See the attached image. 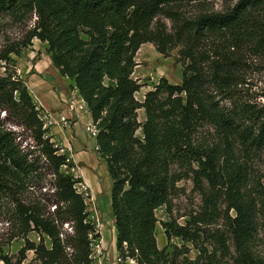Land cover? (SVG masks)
<instances>
[{"label": "trees", "instance_id": "16d2710c", "mask_svg": "<svg viewBox=\"0 0 264 264\" xmlns=\"http://www.w3.org/2000/svg\"><path fill=\"white\" fill-rule=\"evenodd\" d=\"M175 1L0 0V17L15 22L35 17L24 41L0 51L4 68L0 76V191L6 186L2 178L6 172L14 177L34 174L41 159L51 177L47 201L53 207L46 212L40 205L17 202V235L24 245L14 263L0 254L3 264H22L27 252L33 253L38 264H92V246L100 239L76 188L81 179L62 172L69 163L67 156L59 154L60 149L46 136L41 108L9 69L14 66L10 56L18 57L33 39L46 44L52 66L71 82L97 131L96 153L110 180L118 257L136 264H218V257L228 254L221 235L209 236L208 243L217 248L208 250L203 247L201 230L173 220L160 222L166 246L157 247L155 211L167 207L170 191L181 179L171 173V167L195 162L194 175L205 177L213 188L221 179L229 190L226 212H234L230 219L233 264H264L256 250L257 214L238 196L243 185L240 168L226 160L228 165L222 170L216 165V149L193 145L196 130L207 125L215 129L225 148L232 144L264 149V109L236 102L231 96L239 79L240 62L234 50L264 45V0H239L224 12L200 13L189 19L167 9ZM159 15L170 19L171 31L159 25ZM148 43L164 57L178 48L181 81L170 85L161 78L139 102L135 94L140 85L132 79L134 59L140 46ZM223 100L228 102L223 104ZM138 110L144 111L143 124L137 120ZM5 122L28 133L31 150L21 148ZM138 129L141 139L136 137ZM208 204L212 206V200ZM213 210L198 222L211 218ZM63 226L68 233H62ZM30 232L38 236V243L27 239ZM172 238L179 239L181 246L172 244ZM187 244L197 251L194 260L187 257Z\"/></svg>", "mask_w": 264, "mask_h": 264}, {"label": "rangeland", "instance_id": "374dc122", "mask_svg": "<svg viewBox=\"0 0 264 264\" xmlns=\"http://www.w3.org/2000/svg\"><path fill=\"white\" fill-rule=\"evenodd\" d=\"M238 1L177 0L166 7L175 16L189 19L200 13L224 12L232 8ZM34 22L35 17L33 15H28L18 22L8 17H0V51L9 45L20 44L24 41ZM157 22L166 32L171 31V22L168 17L159 15ZM46 47L45 43L33 39L31 45L22 49L18 57L10 56L14 61V66L9 69L15 72V75L24 83L28 91L29 82L34 81L36 85L40 80H43L46 84L52 86L53 93L58 95L61 103L72 106L74 104L68 98L72 90L70 87L71 82L61 77L52 66ZM234 55L239 58L240 63L239 79L232 89V98L236 102L248 103L258 109H264V45L254 48L245 45L242 46L241 50H234ZM134 60L137 65L133 71L132 79L140 85L139 91L135 94L137 101L142 102L145 93L152 90L161 78L165 79L170 85L180 84L182 64L178 59V48L171 50L164 57L156 51L152 44H143L137 51ZM0 76H4L3 64L0 65ZM35 85L33 84L34 88ZM35 90L43 101L42 96H46L48 93L47 87L41 84L40 86L37 85ZM60 91L65 93V97L59 94ZM29 94L37 108H41L39 116L47 124L49 122L48 114L41 105L37 104L30 92ZM48 94L53 96L51 93ZM216 100H220V98L218 97ZM226 102L228 101L223 100V104H226ZM78 106L74 107L81 114L82 109L80 107L78 109ZM82 111L83 114L84 110ZM0 117H3V112ZM137 120L140 124L144 123L143 110L137 111ZM61 123L60 120L56 121L53 126ZM4 126L6 130H10L17 135L16 141L21 145V148L32 149V141L27 132L9 122H5ZM53 126L47 124L46 136L51 138L53 144L60 149L59 154H65L69 160L68 166L63 167L62 172L81 179V183L77 184L76 188L85 199L90 220L96 224L99 231L100 227L104 225L103 227L109 236L107 243L109 249L102 246L100 239L94 243L92 252L95 256L98 255L95 261L102 264H114L118 255L115 248L114 222L109 211V200L106 194L105 184L108 182L110 191V180L105 165L97 155L96 148L93 150L86 143H84L85 148L79 150V152L85 154L81 153L79 161L75 163L77 152L70 149L64 138L59 134L60 137L51 135ZM91 130H94L92 125L84 127L87 138L92 137ZM136 137L142 138L141 129L137 130ZM193 145L200 148L207 147V150L216 149L218 156L216 165L221 166L220 169L222 170L225 165H228L225 163L226 160L233 161L237 165L236 167L240 168L243 185L238 196L246 206H251L257 214L256 250L264 258V149L250 150L232 144L225 148L215 129L207 125L196 130ZM36 166L38 170L34 174H20L14 177L9 176L10 172H6L2 177L5 179L4 184L6 186L2 187L0 191V254L7 256L12 263L17 260L19 250L24 245V240L17 235L19 230L15 217L17 202L25 206L30 204L40 205L46 212H52L53 210V207L47 201L52 192L51 177L48 175V171L43 168V160L40 159ZM195 170H197L195 162L189 166L173 165L171 167V173L181 179L175 183L174 188L170 191L167 207H161L155 211V217L158 221L155 229L157 247L162 249L166 246V239L160 222L173 220L178 225L190 224L192 229L201 230L204 240L202 242L203 247L208 250L217 248L215 243H208L209 236L221 235L228 248V254L223 258L219 256L218 264H233L234 252L230 234V219L233 218L234 212H226L230 199L229 190L222 184L224 181H221V179L219 182L214 183L216 186L213 188L205 177H200L199 174L194 175L193 171ZM93 186L97 187L98 194H95V191L91 192L90 188H94ZM210 200L213 202L212 206L208 204ZM211 208L214 209L212 217L199 223V218H206L205 213ZM68 232V228L63 226L62 233ZM27 239L38 243V236L34 232H30ZM206 241L207 243H205ZM170 242L178 247L182 244L176 238H172ZM45 243L48 246L46 239ZM186 246L189 248L187 257L194 260L197 255L196 249L190 244ZM25 256L26 258L22 264H38L34 261L32 252H27ZM0 264L3 263L0 261ZM125 264H129V262Z\"/></svg>", "mask_w": 264, "mask_h": 264}, {"label": "crops", "instance_id": "0c3cea01", "mask_svg": "<svg viewBox=\"0 0 264 264\" xmlns=\"http://www.w3.org/2000/svg\"><path fill=\"white\" fill-rule=\"evenodd\" d=\"M32 83L35 85L34 81ZM45 85L48 89V93H51L53 96H49V94L43 97V101H40L39 99H36V102L38 105H41L46 113L48 114L49 122L47 123L49 126H53L56 121H61V124H57L56 126H53L51 128V135L58 136V134L64 138L66 144L69 146L70 149H73L77 152L75 154L76 159L74 160L75 163L79 161V157L81 153L79 150H83L85 148L84 143L91 147V149H95V140L92 137L87 138L86 134L84 133V127L92 125L90 116L87 112V108L83 101L80 99V97L77 95L76 91L71 90L70 95H68V98L72 100L73 104L72 106L63 104L58 99V95L53 93L52 86L49 84H46L43 80H40L37 85ZM61 96L65 97V93L60 91L59 93ZM49 97V99H47ZM47 102V103H46ZM78 106L84 110V113L80 111L81 114H79L74 106ZM47 124H45V127H47ZM58 136V137H60ZM80 148V149H79ZM85 154V153H83ZM82 175V174H81ZM83 176V175H82ZM106 191H107V199L109 200V211H110V193H109V187L108 182L105 184ZM94 188H90L91 192L98 194V191L96 190L97 187L93 186ZM115 231V229H114Z\"/></svg>", "mask_w": 264, "mask_h": 264}, {"label": "bare ground", "instance_id": "6f19581e", "mask_svg": "<svg viewBox=\"0 0 264 264\" xmlns=\"http://www.w3.org/2000/svg\"><path fill=\"white\" fill-rule=\"evenodd\" d=\"M36 88V87H35ZM35 88L33 87V84L31 82H29V92L33 95L34 98L39 99L40 101H42V98L39 97L37 95L38 92H36ZM47 103V102H46ZM110 223V222H109ZM105 224V223H104ZM112 224V223H111ZM104 226V225H103ZM101 226L100 227V234H101V238H100V243L102 244L103 247L106 246L107 249L109 245H107L108 241H109V236L106 233V229H104V227ZM112 252V251H111Z\"/></svg>", "mask_w": 264, "mask_h": 264}, {"label": "built area", "instance_id": "2783aa9c", "mask_svg": "<svg viewBox=\"0 0 264 264\" xmlns=\"http://www.w3.org/2000/svg\"><path fill=\"white\" fill-rule=\"evenodd\" d=\"M91 132H92V138H95V136H96V134H97V131L95 130V128H94V130H91ZM92 248H93V246H92ZM90 258H91V260H92V264H102V263H99V262H96V261H95V259L98 258V255L95 256L93 252L91 253ZM108 260H109V259H108ZM109 261H110V260H109ZM128 262H129V264H136L135 261L132 260V259L127 258L126 260H122L120 257H118V258L116 259V261H115L114 264H125V263H128Z\"/></svg>", "mask_w": 264, "mask_h": 264}]
</instances>
